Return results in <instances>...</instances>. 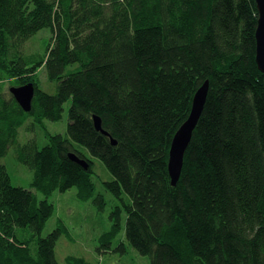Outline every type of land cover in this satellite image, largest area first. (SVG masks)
<instances>
[{
  "label": "trees",
  "instance_id": "obj_1",
  "mask_svg": "<svg viewBox=\"0 0 264 264\" xmlns=\"http://www.w3.org/2000/svg\"><path fill=\"white\" fill-rule=\"evenodd\" d=\"M257 23L256 0H0V264H59L67 227L59 221L42 236L55 191L75 187L80 200L105 209L90 156L120 202L100 254L126 253L123 242L114 247L126 212V240L151 264H264ZM45 29V49L27 52ZM207 80V102L173 187L171 142ZM31 82L36 93L26 113L10 88ZM67 103V134L53 135L46 123L60 122ZM94 116L116 145L97 131ZM30 120L49 139L43 148L36 139L19 142ZM11 148L34 174L31 189L11 182L2 163Z\"/></svg>",
  "mask_w": 264,
  "mask_h": 264
},
{
  "label": "rangeland",
  "instance_id": "obj_2",
  "mask_svg": "<svg viewBox=\"0 0 264 264\" xmlns=\"http://www.w3.org/2000/svg\"><path fill=\"white\" fill-rule=\"evenodd\" d=\"M39 33L27 42L25 47L27 52L32 53L39 49L40 51L45 49L50 37V30L45 29ZM39 75L42 80H46L44 68L40 69ZM69 106L70 104L67 103L64 117L60 122L47 121L46 126L51 134H67ZM31 123V120L28 121L19 130V142L23 144L28 140L36 139L39 148H43L49 143V139L40 126H36L33 129V127H30ZM30 128L31 130H29ZM90 159L93 161L95 168L93 180L97 185L96 190L98 193H102L106 201L105 209L99 211L92 200H80L78 198V189L75 187L65 193L55 191L49 197L50 202L54 205V213L48 220L42 236L46 237L56 229L59 221H62L67 227L71 239L67 236H62L56 247V257L59 264H68L66 259L69 256L84 258L92 264H151L148 256L138 254L126 240V212L122 214L123 229L114 242V247L123 242L126 247V253L121 254L119 251L99 253V239L105 232L110 230L112 226L111 213L117 205H120V202L104 185V181L109 180L110 177L102 163L92 156H90ZM2 163L7 168L13 186L31 189L34 174L27 166L17 162L13 148L3 158ZM39 198H43V196L39 195Z\"/></svg>",
  "mask_w": 264,
  "mask_h": 264
},
{
  "label": "water",
  "instance_id": "obj_3",
  "mask_svg": "<svg viewBox=\"0 0 264 264\" xmlns=\"http://www.w3.org/2000/svg\"><path fill=\"white\" fill-rule=\"evenodd\" d=\"M256 5L258 9V23L255 34L256 62L259 70L264 75V0H256ZM10 92L20 107L26 113H29L32 109V103L36 93L35 85L31 82L22 86L11 87ZM208 93L209 81L207 80L196 92L193 99L191 112L187 120L179 128L172 139L171 148L169 151L168 172L171 185L173 187H176L180 180L184 168L185 154L188 150V147L190 146L194 131L196 130L199 120L203 114ZM93 119L97 131L101 132L107 137H110L111 143L116 145V140L113 139L108 132L103 130L102 120L98 116H94ZM70 159L81 165L84 169H88L89 167V164L86 161L78 159L75 155H70Z\"/></svg>",
  "mask_w": 264,
  "mask_h": 264
}]
</instances>
